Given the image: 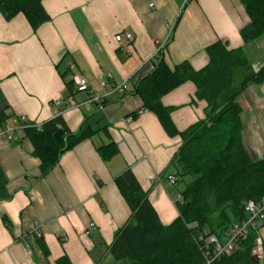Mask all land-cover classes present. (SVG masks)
<instances>
[{"label":"crops","instance_id":"1","mask_svg":"<svg viewBox=\"0 0 264 264\" xmlns=\"http://www.w3.org/2000/svg\"><path fill=\"white\" fill-rule=\"evenodd\" d=\"M42 5L50 21L36 31L22 14L7 22L0 13V115L8 118L2 129L11 130L0 137V264H57L63 257L71 264H116L108 248L131 214L115 185L118 176L132 171L163 225L179 217L175 191L163 177L183 141L169 137L145 111L133 93L139 80L154 72L166 45L163 58L172 69L189 62L202 70L209 64L207 49L222 43L229 51L243 49L258 71L264 66V38L244 43L241 30L250 19L241 0H44ZM125 34L133 35L132 43L116 41ZM75 76L87 79L88 92L79 93L75 85L67 89ZM102 78L107 88L101 87ZM120 86L127 91L118 93ZM195 95L188 82L162 99L180 133L206 118L207 103L194 101ZM92 97L104 98L102 110L89 102ZM237 102L245 146L253 159H264V84L250 85ZM56 114L71 133L87 120L96 133L42 177L19 119L40 126ZM111 144L116 154L105 160L98 150ZM91 224L95 229L89 230Z\"/></svg>","mask_w":264,"mask_h":264},{"label":"trees","instance_id":"2","mask_svg":"<svg viewBox=\"0 0 264 264\" xmlns=\"http://www.w3.org/2000/svg\"><path fill=\"white\" fill-rule=\"evenodd\" d=\"M43 1L0 0V13L7 22L22 14L36 31L50 21ZM241 3L250 19L241 30L244 43L262 40L264 0ZM166 47L158 53L154 72L140 79L133 93L143 100L145 111L157 117L169 137L183 141L163 177L175 191L171 196L179 217L171 225H163L132 171L118 176L115 185L131 214L108 248L116 264H206L196 242L198 234L216 235L224 242L233 226L248 221L245 204L264 201V159H253L245 146L242 109L237 102L250 85L264 84V66L256 71L243 49L229 51L217 43L207 49L209 64L202 70L195 71L189 62L172 69L163 58ZM188 82L196 87L194 101L207 103L206 118L180 133L171 119L173 110L165 107L162 99ZM67 89H74L73 81L67 83ZM7 122L5 114L0 115V127ZM19 123L32 144L33 156L41 162L42 177L59 165L65 153L96 133L88 120L78 132L71 133L59 114L40 126L22 119ZM98 151L105 160L116 154L113 144ZM169 177L175 178L173 185ZM2 221L12 233L10 220L4 216ZM263 229L264 226L251 229L229 256L214 264H264ZM41 237H37L38 246L48 256ZM259 238L263 242V260L254 261ZM57 264L71 262L63 257Z\"/></svg>","mask_w":264,"mask_h":264},{"label":"built area","instance_id":"3","mask_svg":"<svg viewBox=\"0 0 264 264\" xmlns=\"http://www.w3.org/2000/svg\"><path fill=\"white\" fill-rule=\"evenodd\" d=\"M153 7V5H151ZM123 40H126L129 43H132L134 38L132 34H125L124 36L118 35L116 37L117 42H122ZM74 85L76 87V90L79 93H86L89 91L90 86L86 78L82 76H75L73 78ZM100 85L102 88H107L108 83L106 79L100 80ZM116 91L120 94L125 93L127 91L126 86H120L116 88ZM90 103H94L99 106V108L103 109V104L105 102L104 98L102 97H92L89 101ZM61 102H57L56 106H60ZM23 121H26L25 118H22ZM11 130L7 128L6 131H4L0 127V137L5 136L6 134H9ZM175 178L169 177V182L173 185L175 183ZM245 212L249 216V219L247 222L237 224L233 226L228 233L224 236V242L219 239L216 235H207L204 233L198 234L196 238V242L199 245V249L202 253V256L205 260L206 264H214L217 262H220L223 258L226 256H229L236 248L238 242L241 239L246 238L249 231L255 230L260 226H264V201L261 203H255L252 201H249L244 206ZM194 229H197L198 226H193ZM95 229V225L91 224L89 230ZM36 235L38 238L41 237V235L36 232ZM263 242L259 238L256 241V248L254 249V255H256L258 258L263 257Z\"/></svg>","mask_w":264,"mask_h":264},{"label":"rangeland","instance_id":"4","mask_svg":"<svg viewBox=\"0 0 264 264\" xmlns=\"http://www.w3.org/2000/svg\"><path fill=\"white\" fill-rule=\"evenodd\" d=\"M261 237H262V239H264V229L261 231ZM253 259H254V261L263 260L262 258H258L256 255H254V253H253Z\"/></svg>","mask_w":264,"mask_h":264},{"label":"bare ground","instance_id":"5","mask_svg":"<svg viewBox=\"0 0 264 264\" xmlns=\"http://www.w3.org/2000/svg\"><path fill=\"white\" fill-rule=\"evenodd\" d=\"M166 186V185H165ZM255 202V201H254Z\"/></svg>","mask_w":264,"mask_h":264}]
</instances>
